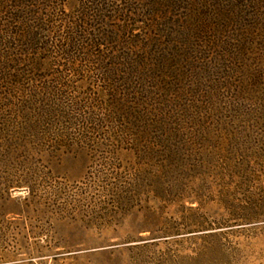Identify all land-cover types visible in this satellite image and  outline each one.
<instances>
[{"label": "rangeland", "instance_id": "374dc122", "mask_svg": "<svg viewBox=\"0 0 264 264\" xmlns=\"http://www.w3.org/2000/svg\"><path fill=\"white\" fill-rule=\"evenodd\" d=\"M48 1L35 0L39 11L23 20L24 5L0 0L1 27H19L15 15L36 29L38 15L61 9L50 52L40 45L9 65L33 79L19 98L60 110L71 99L95 105L108 120L95 138L104 147L63 153L64 139L55 138L62 116L42 107L24 115L0 101V264H264V0H112L109 18L86 34L94 64L75 51L77 71L53 51L64 34L60 18L79 22L87 0ZM36 55L48 59L43 67ZM108 67L118 72L110 75L114 93ZM35 86L46 88L39 95ZM121 99L165 104L155 123L133 126V109L126 116L127 138L138 144L132 152L110 142L119 123L109 107ZM55 187L74 195V215L53 208ZM255 213V222L219 225Z\"/></svg>", "mask_w": 264, "mask_h": 264}, {"label": "trees", "instance_id": "16d2710c", "mask_svg": "<svg viewBox=\"0 0 264 264\" xmlns=\"http://www.w3.org/2000/svg\"><path fill=\"white\" fill-rule=\"evenodd\" d=\"M35 2V0H15V6L16 7H22V5H24L23 7H26L24 9L23 12H25V14L22 16L23 20H25L26 16L29 17H35V15L37 14V12L39 11V7L35 6L33 3ZM49 3H53L52 0L48 1ZM113 1L112 0H104L103 4L92 1V0H87L85 2H83V12L81 13V18L79 22H71V20H68L67 16H65V20L61 19V27L59 26V33H61L60 31L63 30L62 33H64L62 36H58L59 39H57V44H55V52L53 51V54L55 53L56 55H61V59L64 60V62H68L67 64H62L63 67L68 66L69 68H71V70L73 71H77V68L80 66V64L82 63L81 61L84 60L86 64L90 63V59L92 58V54H88L87 53V48L89 46H87L86 44H88V39L86 40V36L90 35V32L88 30L89 25H96L99 24L104 21L102 18H109L107 16L106 13H110L111 10H113ZM21 4V5H20ZM101 4V6H99ZM47 6V5H46ZM104 6V8H103ZM20 7V8H21ZM109 8V10L107 9ZM112 8V9H111ZM51 10H53L54 14H49L48 12L49 10H47V14H42V16L47 17L46 19H43L41 17H39L40 15H38L37 18H35V20H38V22L41 21V24H36L37 27L36 29H34V26L31 25H27V22H19L18 19L20 18H16L15 15L12 16V20L16 21V23H19L20 26L18 27L15 24H11L9 23L7 26H4L5 29L3 30L1 27L0 28V35L4 34V32H9L8 34H10L11 36V40L12 42H8L5 44V48H7V50H5V59L7 61L1 62L0 63V90L2 92H0V101H3V99H7V105H10L12 107H18L21 112L26 115L27 113L30 114H36L37 108H39L38 110H40V114L45 112L47 116L49 117H61L62 119L65 120L64 122L61 123V128L58 129L57 135L55 138H59L60 139H64V140H60V147H62L65 151L63 153H72L76 150H80L82 152V150H84V147L90 148L92 147L91 144L94 143L95 148L97 147H104L102 145H97L96 146V134H98L99 132L104 131L105 128V121L107 119H99L98 114H96L95 112L97 111V107L95 105H90L83 102H78L75 103L72 99H71V106H69V109L67 108H63V106H61V110L58 108L59 105L55 104V108H53L52 106H48L43 107V105L40 103V105L36 104L37 101H35L36 103L32 102V98H35L32 96V98L30 97V99H20L19 97L21 95L19 94H24V91H27L28 89H26L23 86V81H25V84L30 85L33 82V79L31 78H26L25 80H22L21 75L19 73H16V71H12L11 67L9 65L13 64V63H22V60L27 56V54L31 51L34 50L35 48L37 49L38 46L42 45L44 46V48H40V50H42L43 52H50L48 50L47 47L51 48V32L52 29H54L55 26L53 23V18L56 16V13H58V10H61L59 8L53 7ZM115 13L117 12V16L121 17L119 18V21H121V19L124 21V23L128 22V21H132L131 18H126V15L123 13H121V10L118 11H114ZM96 13V15H94ZM118 13H120L118 15ZM62 14H65L62 12ZM18 17V16H17ZM91 22V23H90ZM90 23V24H89ZM75 25V26H74ZM10 30V31H9ZM36 30V32H35ZM57 33V31H56ZM87 34V35H86ZM109 34H106L105 39L109 40L110 36H108ZM4 41H6L5 39L1 40L0 39V50H1V46L2 43H5ZM86 41V42H85ZM110 41V40H109ZM13 42H15V45H13ZM91 43L93 41H90ZM96 42V43H95ZM101 42V41H100ZM99 41H94L93 45H98L100 46L102 43H100ZM9 45V46H8ZM78 51L79 54L81 55V53L83 54V58L81 61L78 60V64H76V62L73 61V55L75 54L74 52ZM13 52H15L13 54ZM12 53V54H10ZM1 55V52H0ZM35 56V54H34ZM24 57V58H23ZM3 58V56L1 55V59ZM100 56L98 57V61H99ZM29 60V59H28ZM48 60V59H47ZM46 58L41 59V57H38L36 55V59H35V66L36 67H43L45 65V63L47 62ZM72 60V61H71ZM26 61V60H25ZM92 64H94V62H91ZM90 63V64H91ZM77 65V66H76ZM112 67V66H111ZM75 68V69H74ZM106 68L107 69V78H105V81L109 84L113 83V80H111V76L112 74L118 73L115 72L116 70H113L114 68ZM116 69V68H115ZM110 70V71H109ZM118 71V68H117ZM139 71V68L136 69L135 73L137 74ZM80 72L78 71V74ZM141 75V73H140ZM137 76V75H136ZM7 82L6 85L4 86V82ZM22 83V85L20 84V82ZM14 83H16L14 85ZM115 81L112 84V92L114 93L116 90L115 88ZM20 85V87H19ZM34 87V86H33ZM37 91V89L39 90V95H41L40 93L42 92V89H45L46 87L44 86H35ZM31 88V87H30ZM56 88V87H55ZM63 88V87H62ZM60 87H57V91L56 93H62L65 89H62ZM134 88V86L132 87V89ZM55 90V89H54ZM46 91V90H45ZM44 91V92H45ZM55 93V91H54ZM139 92L134 93V95L138 96ZM18 95V96H17ZM42 95H44V93H42ZM62 95V94H61ZM117 97V93L115 94V96H113V98ZM11 98V99H9ZM36 99V98H35ZM116 99V98H115ZM17 101L16 103L14 101ZM69 100V99H67ZM96 99H94L95 102ZM148 100V99H147ZM12 101V102H11ZM18 103V104H17ZM134 105V106H132ZM164 103L162 104L160 101H157L155 99L153 100H144V99H137L136 102H129L126 99H121L116 100L114 102V104H111L109 107V110L112 114V117L114 118V120H112V122H116L117 124L119 123V128L116 129V132L111 136L110 138V142H116L117 143V149L118 152L121 151H136V146L138 145L137 142L135 140L132 139H128L127 136L130 132V126H131V122L128 118H126V116L128 117L129 112L132 110V112L134 111H138V112H134L136 115V119L135 122L133 124V126H135L137 123L142 122V123H146L147 121H149V123L153 122H158L156 121V116L157 119L160 120V116L159 114H162V112L164 113L165 110L162 109L164 107ZM132 106V107H131ZM57 107V108H56ZM68 107V106H67ZM71 108V109H70ZM113 108L115 110H113ZM46 110V111H45ZM55 110V111H54ZM69 110V112H67ZM61 111V112H58ZM59 116H55L58 115ZM28 115V114H27ZM119 116V117H118ZM58 120H60L58 118ZM108 121V120H107ZM133 129V128H132ZM69 132V134H67ZM73 133V134H72ZM134 139V138H133ZM132 142H131V141ZM113 144H111L112 146ZM121 146V148L119 147ZM54 147H52L53 150ZM120 151V152H121ZM115 153V152H114ZM260 176H263V174L261 173ZM253 183V181H250ZM254 187V184H253ZM257 187V186H256ZM260 187V190L264 193V187L263 186H258V188ZM56 189V202L53 205V208L56 209L58 211V213L62 216V217H69L70 215H74L76 213V201L77 200H73V196L72 194H70V196L68 195L67 198L66 195H64V187H55ZM71 191V190H70ZM34 193V191H33ZM71 193H74L71 191ZM64 196V197H63ZM63 200V201H62ZM264 208V198L262 202H259ZM75 205V206H74ZM203 204H200L199 208H203L202 207ZM246 211V209H245ZM252 211V210H251ZM257 211V210H256ZM247 212V211H246ZM248 213V212H247ZM233 217V218H232ZM261 219L260 215L255 213V214H247V215H242V216H231L229 219H222V222L219 224L220 226H227L230 224L231 221H236V222H246V223H252L255 222L257 220ZM230 220V221H229ZM229 227V226H228Z\"/></svg>", "mask_w": 264, "mask_h": 264}]
</instances>
